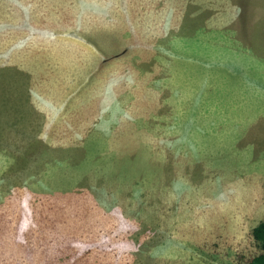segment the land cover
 <instances>
[{"label":"rangeland","instance_id":"374dc122","mask_svg":"<svg viewBox=\"0 0 264 264\" xmlns=\"http://www.w3.org/2000/svg\"><path fill=\"white\" fill-rule=\"evenodd\" d=\"M264 220V0H0V264H248Z\"/></svg>","mask_w":264,"mask_h":264},{"label":"trees","instance_id":"16d2710c","mask_svg":"<svg viewBox=\"0 0 264 264\" xmlns=\"http://www.w3.org/2000/svg\"><path fill=\"white\" fill-rule=\"evenodd\" d=\"M251 236L257 243L260 251L248 261V264H264V220L252 228Z\"/></svg>","mask_w":264,"mask_h":264}]
</instances>
